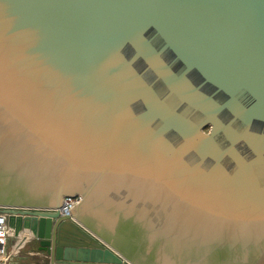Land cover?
<instances>
[{
  "label": "water",
  "instance_id": "1",
  "mask_svg": "<svg viewBox=\"0 0 264 264\" xmlns=\"http://www.w3.org/2000/svg\"><path fill=\"white\" fill-rule=\"evenodd\" d=\"M0 206L46 264H264V0H0Z\"/></svg>",
  "mask_w": 264,
  "mask_h": 264
},
{
  "label": "built area",
  "instance_id": "2",
  "mask_svg": "<svg viewBox=\"0 0 264 264\" xmlns=\"http://www.w3.org/2000/svg\"><path fill=\"white\" fill-rule=\"evenodd\" d=\"M77 201V195L66 194L62 197L60 204L57 207L51 209H55L62 216L70 217L68 206L75 204ZM4 208L6 207L0 206V264H11L13 263V257L18 250V244H20L21 241L24 240L22 239L23 235L27 236V234H23L24 232L19 233L18 236H16L15 244H8V237L10 234L9 227L6 223L7 212L3 210ZM13 208L19 209V207Z\"/></svg>",
  "mask_w": 264,
  "mask_h": 264
},
{
  "label": "rangeland",
  "instance_id": "3",
  "mask_svg": "<svg viewBox=\"0 0 264 264\" xmlns=\"http://www.w3.org/2000/svg\"><path fill=\"white\" fill-rule=\"evenodd\" d=\"M23 234H27V232H24ZM16 236L18 235L12 236L10 234L8 237V244H15ZM22 239L24 240H20L21 243L18 244V250L13 257L14 261L11 264H46V260L43 258L45 252L41 249H37L36 241L25 235H23Z\"/></svg>",
  "mask_w": 264,
  "mask_h": 264
},
{
  "label": "flooded vegetation",
  "instance_id": "4",
  "mask_svg": "<svg viewBox=\"0 0 264 264\" xmlns=\"http://www.w3.org/2000/svg\"><path fill=\"white\" fill-rule=\"evenodd\" d=\"M33 240V239H32ZM36 245H38L37 241H36ZM45 259V258H44Z\"/></svg>",
  "mask_w": 264,
  "mask_h": 264
},
{
  "label": "crops",
  "instance_id": "5",
  "mask_svg": "<svg viewBox=\"0 0 264 264\" xmlns=\"http://www.w3.org/2000/svg\"><path fill=\"white\" fill-rule=\"evenodd\" d=\"M29 252H31V251H29ZM29 252H28V253H29ZM41 264H42V263H41Z\"/></svg>",
  "mask_w": 264,
  "mask_h": 264
}]
</instances>
